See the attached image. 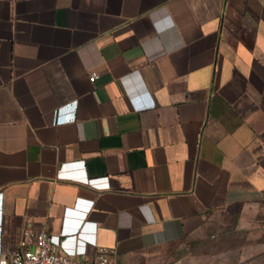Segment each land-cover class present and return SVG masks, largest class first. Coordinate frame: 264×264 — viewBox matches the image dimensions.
<instances>
[{
    "label": "crops",
    "instance_id": "0c3cea01",
    "mask_svg": "<svg viewBox=\"0 0 264 264\" xmlns=\"http://www.w3.org/2000/svg\"><path fill=\"white\" fill-rule=\"evenodd\" d=\"M27 226L78 260L260 264L264 0H0V250Z\"/></svg>",
    "mask_w": 264,
    "mask_h": 264
},
{
    "label": "built area",
    "instance_id": "2783aa9c",
    "mask_svg": "<svg viewBox=\"0 0 264 264\" xmlns=\"http://www.w3.org/2000/svg\"><path fill=\"white\" fill-rule=\"evenodd\" d=\"M99 78L98 73L91 75V81ZM76 120V111L68 116L58 113L56 125L73 123ZM80 202V200H79ZM78 202V203H79ZM91 206L93 203H90ZM90 206V207H91ZM79 207V204H77ZM63 235H60L62 237ZM0 264H116L113 251L99 248L92 259H73L61 250V246L55 241L54 236L46 230L34 229L27 226L22 230L20 242L17 247L6 252L0 250Z\"/></svg>",
    "mask_w": 264,
    "mask_h": 264
},
{
    "label": "rangeland",
    "instance_id": "374dc122",
    "mask_svg": "<svg viewBox=\"0 0 264 264\" xmlns=\"http://www.w3.org/2000/svg\"><path fill=\"white\" fill-rule=\"evenodd\" d=\"M260 264H264V258H263V260H262V261H260Z\"/></svg>",
    "mask_w": 264,
    "mask_h": 264
}]
</instances>
